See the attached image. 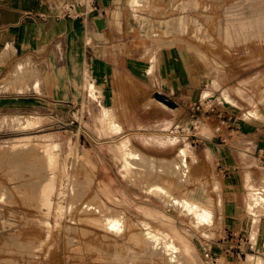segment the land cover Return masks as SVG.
I'll use <instances>...</instances> for the list:
<instances>
[{"label": "rangeland", "instance_id": "1", "mask_svg": "<svg viewBox=\"0 0 264 264\" xmlns=\"http://www.w3.org/2000/svg\"><path fill=\"white\" fill-rule=\"evenodd\" d=\"M128 7L135 31L157 47L195 52L213 97L174 108L173 146L162 136L114 135L122 122L93 100L88 78L71 101L61 103L57 90L52 104L0 108V264H204L199 234L177 233L194 238L183 244L165 229L216 235L214 206L198 197L220 193L219 183L196 178L193 146L221 112L211 100L221 93L215 83L234 84L224 78L228 66L248 82L245 100L264 103V0H128Z\"/></svg>", "mask_w": 264, "mask_h": 264}, {"label": "crops", "instance_id": "2", "mask_svg": "<svg viewBox=\"0 0 264 264\" xmlns=\"http://www.w3.org/2000/svg\"><path fill=\"white\" fill-rule=\"evenodd\" d=\"M56 2L0 0V108L52 104L57 90L66 99L61 103L71 101L88 78L93 100L122 122V131L114 135L162 136L161 144L176 145L174 108L213 97L203 88L209 76L198 68L195 52L176 44L157 47L155 37L136 32L141 28L130 21L128 0H95L97 8L89 7L78 18L51 16ZM233 57L244 60V55ZM225 73L226 83L230 78L234 84L215 83L221 93L211 100L232 117L233 129L217 132L213 125L221 116L216 114L200 133L199 147L193 146L196 178L211 186L219 183L220 193L198 197L214 206L216 235L203 240L204 232L182 224L165 230L183 244L194 238L186 241L180 232L199 234L194 245L201 255L204 248V264L212 255L224 264H248L254 256L257 264L259 258L264 262V103L245 100L248 82L232 66ZM231 247L234 251L228 252Z\"/></svg>", "mask_w": 264, "mask_h": 264}, {"label": "built area", "instance_id": "3", "mask_svg": "<svg viewBox=\"0 0 264 264\" xmlns=\"http://www.w3.org/2000/svg\"><path fill=\"white\" fill-rule=\"evenodd\" d=\"M95 0H57L56 2V11L53 12L51 14V16L55 17V18H62V17H70V18H78L80 17L83 12H86L89 10V7L96 9L97 5L94 4ZM84 6L85 10L82 11L81 7ZM203 102H206V100H204ZM201 104L202 101H201ZM197 106V109L200 108V105ZM196 105V104H194ZM192 106L191 109L195 110L196 106ZM214 104L212 102H206V107L208 109H214L213 108ZM193 116H195V114H193ZM210 115H208L207 117H209ZM220 118L221 120L219 121V124L215 127V130L217 132H223L224 128L227 126L230 129H233V125L231 124V116H228L226 114H224L223 112H220ZM176 130V128L174 129V131ZM253 250V249H252ZM234 248L231 247L228 249V252H233ZM254 251V250H253ZM209 261L210 264H224L222 262V260L220 259L219 256L217 255H212L209 257Z\"/></svg>", "mask_w": 264, "mask_h": 264}, {"label": "bare ground", "instance_id": "4", "mask_svg": "<svg viewBox=\"0 0 264 264\" xmlns=\"http://www.w3.org/2000/svg\"><path fill=\"white\" fill-rule=\"evenodd\" d=\"M182 150H183V149H182ZM185 151H188V149H187V150H184V152H185ZM185 153H186V152H185ZM185 153H183V154H185ZM187 153H188V152H187ZM187 153H186V154H187ZM180 154H181V153H180ZM182 156H184V155H182ZM45 184H46V183L44 182V186H45ZM44 186H43V187H44ZM46 186L48 187V185H46ZM47 187H46V189H45V187H44V189L46 190V191H45V194L48 193V191L51 189V188L48 189ZM44 189H43V190H44ZM47 189H48V190H47ZM160 189H161V188H160ZM154 190H157V189L154 188ZM41 191H42V190H41ZM158 191H159V190H158ZM42 193H44V192H42ZM47 196H48V195H47ZM44 198H45V197H44ZM47 198H48V197H47ZM47 198H45V199H47ZM47 202H48V201H47ZM187 206H188V205H187ZM198 207H199V206H198ZM192 210H193V209H192ZM201 213H202L201 215H205L204 212H201ZM203 213H204V214H203ZM198 214H199V213H198ZM208 215H209V213H208ZM206 216H207V214H206ZM209 216H210V215H209ZM207 217H208V216H207ZM207 217H204V218H207ZM208 218H209V217H208ZM208 218H207V219H208ZM151 236H152V235H151ZM151 236H150V237H151ZM150 237H149V238H150ZM154 237H155V236H154ZM155 238H156V237H155ZM151 239H152V238H151ZM158 239H159V238H158ZM170 239H172V238H170Z\"/></svg>", "mask_w": 264, "mask_h": 264}]
</instances>
